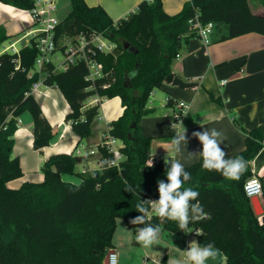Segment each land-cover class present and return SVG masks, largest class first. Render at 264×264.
I'll return each instance as SVG.
<instances>
[{
    "label": "trees",
    "instance_id": "trees-1",
    "mask_svg": "<svg viewBox=\"0 0 264 264\" xmlns=\"http://www.w3.org/2000/svg\"><path fill=\"white\" fill-rule=\"evenodd\" d=\"M0 2L26 11L34 7L33 0ZM70 7L55 29L54 54H64L68 40L76 42L94 34H103L114 43L115 53L95 49L94 55L89 54L103 65V76L93 81L86 80L88 66L79 57L62 70L52 61L37 69V37L18 53L0 54V264H105L119 219L134 230L152 224L161 225L162 233L187 234L178 222L154 212L145 225L129 223L141 215L136 211L141 200L159 199L157 180L167 182L164 161L149 167L152 138L140 126L151 112L147 102L172 73L182 38L189 34V20L196 15L201 23L213 22L216 29H225L221 41L249 33L264 35V17L251 12L249 0H190L176 15L164 10L162 0H144L116 22L103 7L89 6L85 0H70ZM8 39L0 26V44ZM40 81L63 94L70 107L65 121L79 137V144L91 136L101 114L100 103L87 108L86 101L95 96L121 99L124 112L106 131L122 143L124 160L119 167L109 166L106 159L111 156L106 150H101L97 168L83 170L78 166L85 157L57 153L43 162V181L8 187L24 175L20 158L13 153L21 116L28 113L32 118L35 150L49 147L57 135L33 95L34 84ZM168 105L174 108V100ZM234 123L245 135V149L233 158L243 157L247 170L239 180H230L204 169L201 157L184 166L191 179L183 187L199 193L191 203H199L207 214L190 221L188 228L201 246L212 243L226 264H264V215H256L244 191L252 176L250 163L264 145V130H247L236 119ZM63 175L76 176L80 182L65 181ZM129 186L132 191H125ZM159 264H168L167 257Z\"/></svg>",
    "mask_w": 264,
    "mask_h": 264
},
{
    "label": "crops",
    "instance_id": "crops-1",
    "mask_svg": "<svg viewBox=\"0 0 264 264\" xmlns=\"http://www.w3.org/2000/svg\"><path fill=\"white\" fill-rule=\"evenodd\" d=\"M142 1L144 0H85L89 6L103 7L115 22L133 13ZM162 1L164 10L169 15H176L190 0ZM249 8L253 14L264 17V0H249ZM0 26L9 36L7 41L0 44L2 54L13 42H16L17 48H20L19 44L22 46V38L32 27V19L28 11L0 2ZM224 32V28L216 29L208 44L195 33L182 38L179 57L173 61L171 70L175 77L193 86L181 88L165 82L159 91L155 90L151 94L146 105L151 112L140 122L143 133L152 138L149 164L151 161L152 164L164 161L167 154L174 155L169 147L170 140L175 135V129L171 127L174 108L168 105L170 99L174 103L183 101L189 105L187 115L181 121L186 128L188 143L187 146L182 144V153L175 155L184 166L192 165L200 158L199 155H188V152H200L202 147L200 141L192 136L193 131L202 132L205 128L221 131L226 139L220 147L228 158H233L245 149V135L235 125L234 119L247 130L259 127L264 130V35L249 33L221 41L220 37ZM16 36L19 37L15 39ZM7 42L10 43L6 45ZM56 68L59 69L60 64ZM33 95L57 135L49 147L41 151L35 150L32 118L27 117L22 121L24 115L21 116L14 135L13 153L20 158L24 175L8 183V187L17 189L26 181H43L41 166L52 154L75 152L85 157L78 170L97 168L98 157L89 156V151L100 142L110 124L122 116L124 107L121 99L95 96L86 101L87 108L100 103L101 114L93 123L91 136L79 144V137L65 121L70 107L61 91L58 88L44 87ZM250 165L252 174H259L264 187V145ZM62 178L72 183L80 182L76 176L63 175ZM258 198L264 210V190ZM162 238H166L172 245L164 254L156 255L154 264H159L164 257L169 261V255L173 252L176 256L183 253L186 262L184 250H187L191 241L197 242V237L193 234L177 235L169 231L163 232L160 239ZM110 251L116 252H108ZM220 254L226 264L225 256L221 252ZM209 260L212 262L206 264L214 262L212 258ZM149 261L148 256L143 259L144 264Z\"/></svg>",
    "mask_w": 264,
    "mask_h": 264
},
{
    "label": "clouds",
    "instance_id": "clouds-1",
    "mask_svg": "<svg viewBox=\"0 0 264 264\" xmlns=\"http://www.w3.org/2000/svg\"><path fill=\"white\" fill-rule=\"evenodd\" d=\"M134 75V73H133ZM188 108H185V116ZM175 129V135L170 140V150L174 155L168 154L164 157V164L167 166L166 176L167 182L157 180L159 199L158 200H141L136 205V211L141 215L135 216L129 220L132 225H145L146 219L152 212L158 217L178 222V227L187 233L193 232L188 228L190 221H199L206 218L207 214L199 203H191L197 200L199 193L192 188H184V182L191 179V173L185 170L180 160L175 155L182 153L181 145H186L188 139L186 137V128L183 122L172 124ZM192 136L197 138L202 144L201 152H188L189 156L199 155L202 158V167L208 171L220 172L224 177L230 180H239L241 175L247 170L248 162L243 157L225 158L226 153L220 147V144L226 139L221 131L216 129H204L201 131H193ZM171 158V159H169ZM170 165V166H169ZM152 167V161L149 165ZM260 184L256 180H252L245 186V191L249 196L260 195ZM255 191H249V189ZM131 192L129 186L125 189ZM151 210V211H150ZM136 241L142 248H151L160 243L162 234L161 225L147 224V226L136 229ZM197 236L201 234L195 232ZM218 249L212 243L201 246L195 240L191 241L187 250H184L187 264H206L210 258L218 255ZM168 264H181L178 259H170Z\"/></svg>",
    "mask_w": 264,
    "mask_h": 264
},
{
    "label": "built area",
    "instance_id": "built-area-1",
    "mask_svg": "<svg viewBox=\"0 0 264 264\" xmlns=\"http://www.w3.org/2000/svg\"><path fill=\"white\" fill-rule=\"evenodd\" d=\"M34 7L28 10L32 19V27L24 34L22 40L23 44L20 48L16 47V42H13L5 52L18 53L24 46L32 44V38L37 37L36 48L38 49L39 56L36 61L37 69H41L47 62H54L53 58L56 44L54 42V33L56 27L60 21L55 17L57 10V0H33ZM154 1V0H149ZM26 30V29H25ZM216 30V24L213 22L201 23L198 15L189 20V33H195L205 44L211 41V35ZM116 46L110 42L103 34H94L90 38L81 37L78 41L74 42L68 40L66 42V51L63 54L64 60L60 63V68L57 70L65 69L68 62H74L78 57L85 59L89 74L86 77L87 81H93L96 78L103 76V65L96 61V59L89 54H95V49L102 53H113ZM179 57V55L177 56ZM56 59V58H55ZM43 83L40 81L34 84L33 94L35 90L41 89ZM46 88V87H45ZM189 108L188 103L179 101L175 103V107L172 113V124H179L185 115V108ZM122 143L119 139L114 137L108 132H104L99 143H97L90 151V156H97L100 158L101 150H106L110 154L111 158L106 159L109 166L119 167L120 163L124 160V155L121 151ZM79 155V154H78ZM98 165V161H97ZM252 180H256L260 184V195L249 196L245 191V186ZM263 183L259 177V174H252V176L246 181L244 185L245 194L249 197H261L263 194ZM249 191H255V189H249ZM191 234V233H187ZM108 264H118V254L115 251L108 252Z\"/></svg>",
    "mask_w": 264,
    "mask_h": 264
},
{
    "label": "rangeland",
    "instance_id": "rangeland-1",
    "mask_svg": "<svg viewBox=\"0 0 264 264\" xmlns=\"http://www.w3.org/2000/svg\"><path fill=\"white\" fill-rule=\"evenodd\" d=\"M57 6L58 7L55 12V17L59 21H62L70 10V0H57ZM17 37L19 36H16L15 39ZM9 43L10 42H7L6 45ZM18 47H21V44H19ZM1 50L2 47H0V51ZM113 53H115V51ZM53 59H54L53 60L54 64L58 66L64 60V55L63 53L58 52ZM156 91H159V89H157ZM27 117L31 118L30 114L25 113L24 116L22 117V121H25ZM95 157L97 158V156ZM96 167H98L97 164ZM136 234H137L136 230H134L131 227H128L123 220L121 219L118 220L117 228L112 240V245L114 248L112 247L111 249H109V250H116L118 254V264H144L143 259L146 256L150 257V261L148 262V264H154L153 259L156 257V255L164 254V252H166V250L172 245L166 238H162L160 239V243L158 245L145 249L142 248L141 245L137 243L135 239ZM169 256L171 259L180 260L181 264H187L183 259L184 256L183 253L176 256L173 252ZM220 257L221 254L220 252H218V255L215 258H212L214 262L211 264H224L222 258ZM207 262H212V261L209 260Z\"/></svg>",
    "mask_w": 264,
    "mask_h": 264
},
{
    "label": "water",
    "instance_id": "water-1",
    "mask_svg": "<svg viewBox=\"0 0 264 264\" xmlns=\"http://www.w3.org/2000/svg\"><path fill=\"white\" fill-rule=\"evenodd\" d=\"M165 82L168 84L179 86L181 88H190L193 86L192 84L183 82L178 77H175L172 73L165 79ZM251 204L257 216L264 215V210L258 197H252ZM104 263L108 264V255Z\"/></svg>",
    "mask_w": 264,
    "mask_h": 264
},
{
    "label": "bare ground",
    "instance_id": "bare-ground-1",
    "mask_svg": "<svg viewBox=\"0 0 264 264\" xmlns=\"http://www.w3.org/2000/svg\"><path fill=\"white\" fill-rule=\"evenodd\" d=\"M40 89L35 90V93L38 92Z\"/></svg>",
    "mask_w": 264,
    "mask_h": 264
}]
</instances>
